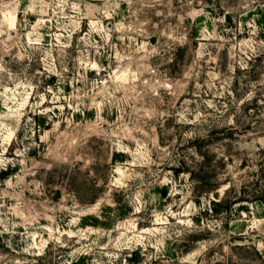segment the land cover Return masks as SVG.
<instances>
[{
  "label": "rangeland",
  "instance_id": "rangeland-1",
  "mask_svg": "<svg viewBox=\"0 0 264 264\" xmlns=\"http://www.w3.org/2000/svg\"><path fill=\"white\" fill-rule=\"evenodd\" d=\"M0 264H264V0H0Z\"/></svg>",
  "mask_w": 264,
  "mask_h": 264
},
{
  "label": "trees",
  "instance_id": "trees-1",
  "mask_svg": "<svg viewBox=\"0 0 264 264\" xmlns=\"http://www.w3.org/2000/svg\"><path fill=\"white\" fill-rule=\"evenodd\" d=\"M239 202H240V199H237V200L233 201V203H231V204L233 205V204H236V203H239ZM220 203H223V204H220ZM227 203L228 202H224V201H220L218 203H214L215 207H220V209L214 208V212H216V214H218V212H220L221 209L222 210H226V211L230 210V205H228Z\"/></svg>",
  "mask_w": 264,
  "mask_h": 264
}]
</instances>
